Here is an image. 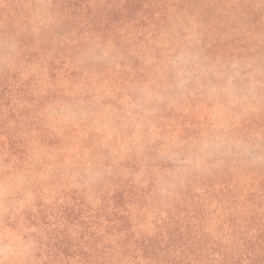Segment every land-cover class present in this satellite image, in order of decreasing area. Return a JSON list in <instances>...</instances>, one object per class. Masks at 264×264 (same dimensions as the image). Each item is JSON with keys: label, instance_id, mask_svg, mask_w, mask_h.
Returning a JSON list of instances; mask_svg holds the SVG:
<instances>
[{"label": "rangeland", "instance_id": "obj_1", "mask_svg": "<svg viewBox=\"0 0 264 264\" xmlns=\"http://www.w3.org/2000/svg\"><path fill=\"white\" fill-rule=\"evenodd\" d=\"M183 52L199 60L181 76ZM220 140L245 150L205 147ZM263 177L264 0H0V264L9 244L7 264H59L44 221L63 189L135 181L148 233L181 196L216 221V196Z\"/></svg>", "mask_w": 264, "mask_h": 264}, {"label": "trees", "instance_id": "obj_2", "mask_svg": "<svg viewBox=\"0 0 264 264\" xmlns=\"http://www.w3.org/2000/svg\"><path fill=\"white\" fill-rule=\"evenodd\" d=\"M64 137L54 141L57 148L65 145ZM133 182L104 186L90 200L77 191L56 192L55 207L45 211L50 221L44 224L55 226L49 236L57 240L61 264L70 260L64 245L72 239L80 264H264V177L254 181L248 194L236 186L231 197L225 196L234 189L216 196L218 216L212 222L199 207L202 196H181L168 218L156 215L148 233L133 217L135 209L144 208L143 191H133ZM238 203L240 215L222 217L225 206L238 208ZM42 212L31 216L32 224L43 220Z\"/></svg>", "mask_w": 264, "mask_h": 264}, {"label": "clouds", "instance_id": "obj_3", "mask_svg": "<svg viewBox=\"0 0 264 264\" xmlns=\"http://www.w3.org/2000/svg\"><path fill=\"white\" fill-rule=\"evenodd\" d=\"M198 60H199V57L196 56L195 54L191 53V52H183L181 54H179L174 63L178 66H181L180 68V71H179V75H184L185 72L187 71V69L184 67V66H192L193 70H195L197 67H198ZM233 69H235L237 66L236 65H232L231 66ZM187 74H191V72H188ZM224 92H231L232 91V79L229 78L227 81H226V84L224 86V88L222 89ZM205 147H210L212 148L213 150H218V149H227V148H237V149H240V150H245L243 148L242 145H239V144H229L227 141L225 140H220L218 143H213V144H210V145H205ZM9 195H14V192L10 189V187L5 184L2 188H0V207L3 208V211L4 212H7L8 211V197ZM5 235L8 236L14 243H19V236H17L16 234L14 233H9L7 231V229H5ZM24 250L22 249L21 252H23ZM2 252H3V255H4V258H5V264H7V261H8V257L10 255L13 254L12 252V244H9L8 246L4 247L2 249ZM21 253H16V255H20Z\"/></svg>", "mask_w": 264, "mask_h": 264}]
</instances>
